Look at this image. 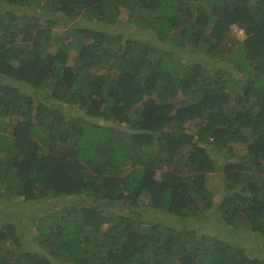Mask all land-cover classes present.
I'll return each instance as SVG.
<instances>
[{
	"label": "trees",
	"instance_id": "obj_1",
	"mask_svg": "<svg viewBox=\"0 0 264 264\" xmlns=\"http://www.w3.org/2000/svg\"><path fill=\"white\" fill-rule=\"evenodd\" d=\"M15 195L0 264H264V0H0ZM214 214L253 246L202 232Z\"/></svg>",
	"mask_w": 264,
	"mask_h": 264
},
{
	"label": "rangeland",
	"instance_id": "obj_2",
	"mask_svg": "<svg viewBox=\"0 0 264 264\" xmlns=\"http://www.w3.org/2000/svg\"><path fill=\"white\" fill-rule=\"evenodd\" d=\"M127 17H128L127 9L121 8V11H120L121 21L118 22V24L116 26L117 27L120 26L122 28H125V30H129L130 28L127 25V21H126ZM60 29L61 28H54L53 29V35H55V33H57V35H60V33H61ZM229 36H230V38H235V39L238 38L239 39V38L243 37V33H242V30L240 28H237L236 26H232L230 31H229ZM187 127L191 131L196 130V124L194 123V121H191L190 123H188ZM213 151H215V150H213ZM243 151H244L243 147L236 145V144H232V145H230V148L225 150V153H229L231 155L230 159L236 160L238 158V156L243 153ZM206 186L208 187V189H210L214 192V199L217 200L220 197L221 191L223 189V183L220 180L219 174L216 172L207 173V175H206ZM11 198H5V197L0 198V211H4V210L10 211V210H12L11 207L14 204H16V207H14L15 210H20L21 206L24 205L21 202V197L15 195L13 198L14 200H12ZM50 205H52V204H50ZM47 207H49V206H47ZM36 208H38V206L34 205L32 209L35 210ZM4 212H7V211H4ZM26 219H27V221H26V223H27V222L31 221L33 219V217L26 218ZM23 221L25 222V219ZM200 229L202 232H206L209 234H213V235L219 234L218 237H220V238L231 239V240H233V242H238L244 246H249V247L253 246V244L251 242L252 238H250L251 236H249L247 233H244V234L239 233L235 236H232V235H228L225 231H223L221 229V223L218 220V218L215 216V214L212 215L210 222L207 223L206 225L203 224V226H201ZM34 231H35V229H32V228L29 230H26V233L24 236L25 241H23V242H24L26 247L29 246L35 250L41 251L42 246L40 245V243L37 242L38 240L36 238H34V235H35ZM2 244H3V246L5 245V247H7V248L12 249L14 247V249H15V245L13 243H11L9 240L2 242Z\"/></svg>",
	"mask_w": 264,
	"mask_h": 264
}]
</instances>
